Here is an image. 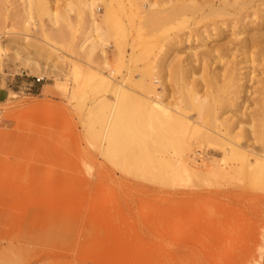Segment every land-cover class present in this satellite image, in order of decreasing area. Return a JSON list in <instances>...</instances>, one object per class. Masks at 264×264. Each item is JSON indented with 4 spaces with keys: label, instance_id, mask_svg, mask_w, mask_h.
<instances>
[{
    "label": "rangeland",
    "instance_id": "1",
    "mask_svg": "<svg viewBox=\"0 0 264 264\" xmlns=\"http://www.w3.org/2000/svg\"><path fill=\"white\" fill-rule=\"evenodd\" d=\"M46 1L49 11L56 12L52 9L59 7L63 13L69 2ZM72 1L69 17L73 25L69 19L68 24L64 21L50 23L46 16L40 20L35 12H31L33 21L27 20L20 0H0V264H264V189L255 186L248 163L234 164L233 158L222 167V156L206 154L189 161L166 154L163 157L167 160L163 162L168 163L163 164L160 161L163 158L157 159L151 152L154 147L151 141L148 159L141 155L136 142H122L126 147L119 144L116 149L105 141L112 99H109L110 92L104 91L98 83V78L138 93L142 75H135V71L140 69L136 73L143 74L144 79V73L148 69L151 72L154 66L157 70L153 68V71L158 76L152 71L153 78L145 75V81L153 79L155 88L162 92L163 79V84L170 81L172 87L177 86L178 81L173 76L176 64L173 63L181 61L185 66L186 62L181 59L186 58V53H199L206 47L198 48L199 44L191 40L185 42L183 37L179 39L183 45L174 47L171 41L165 44L163 36L176 31L165 21L164 26L171 24L170 31H166V25L164 34L161 27L159 42L153 45L160 44L161 48H151L150 41L142 37L141 40L134 35L136 29H132L139 23L140 13L135 16L136 9L141 12L140 3L143 5L144 1L128 0L131 6L132 2L134 4L132 8L129 4L122 8V12H126L124 18L121 6L114 2L115 8L119 7L117 13L113 9L117 15L112 12L108 13L111 20L107 17V23L113 18L116 21L115 26L112 23V31L110 29L114 39L109 37L110 41H104L108 32L103 35L106 39L93 36L104 39L98 40L99 48L95 45L97 49L93 53L91 47L89 49L92 37L84 41L90 35V18L86 15L84 24H78V3ZM135 2L139 5L137 8ZM95 3L97 7L99 3ZM101 4L98 9L94 8L98 21L108 16L103 13ZM84 11L87 14L88 11ZM128 13L131 14L129 19ZM112 15L120 18L122 24L119 20L118 25V18ZM131 29L133 32L129 34ZM182 30L178 32H186ZM237 31L223 34L219 44L232 49L230 43L236 44L243 38L232 36L237 35ZM261 31L264 33V28ZM146 40L151 45L144 44V51L142 43H147ZM257 50L254 48L252 52ZM139 51H148L149 55L140 57ZM235 54L229 60L242 58ZM130 55L132 60L135 58L134 62ZM124 57L126 61L122 60ZM138 57L142 65L151 62L153 66L148 65L143 72L142 67H146L139 65ZM154 57L160 60L154 61ZM173 58L178 60L173 62ZM162 65L167 66L171 76ZM161 73H165V77ZM257 74L252 75L255 80L261 78ZM168 75L170 80L167 81ZM35 79L42 81L36 83ZM94 86H98L97 91L101 93L96 92ZM98 99L104 101L100 100L102 105ZM132 106L130 112L136 118L140 109ZM228 111L226 116L230 115ZM137 125L129 126L127 134L130 130L129 134L136 136L140 130ZM181 132L178 131L177 136L181 137ZM180 140L183 145V139Z\"/></svg>",
    "mask_w": 264,
    "mask_h": 264
},
{
    "label": "bare ground",
    "instance_id": "2",
    "mask_svg": "<svg viewBox=\"0 0 264 264\" xmlns=\"http://www.w3.org/2000/svg\"><path fill=\"white\" fill-rule=\"evenodd\" d=\"M67 1H69L67 5L64 6L62 4L64 7H66V9L65 8L63 9L64 10L63 13L61 10L62 8L58 9L59 7L56 9L51 8L52 10H56V12H51V10L49 11L46 0H20V2H22V4L24 5L23 10L25 12H23V14L24 16L25 14L27 15V20H32L31 12L33 13L35 12L37 13V15H39L40 20L42 16H46L49 18L50 23L53 24L61 23V21H64L65 23L67 22L68 24V19L69 22L72 19V18L70 19L69 14L72 11L71 6H73V3H70V0ZM76 1L78 3L77 5L78 8L76 7L77 8L76 20L78 24H81L82 22H83L82 24H84L85 22L84 17L86 15H88L86 17L87 19L88 17L90 18L89 20L90 27L86 23V26L91 28L90 32L88 33V35L89 34L90 35L89 38L87 39H85L84 37L85 39L84 41H87L91 37L94 38L93 36L104 38L106 32L110 34V36H108V33H106L108 36V37L106 36L107 40H104L106 38L104 39L94 38L95 40L91 38L89 41L90 44L89 49L91 47L92 52L94 51V49H97L96 43H99L98 41L99 39L100 40L102 39L104 41H110L108 40L109 37L110 39H114L111 37L112 35L111 28L115 26V22H116L114 21L113 17L115 18L118 17L112 15L113 20L110 21V23L107 22H109L108 19H110L109 17H111L108 13L113 14L112 12H114L115 9H116L115 12L117 13V8L119 7L115 8L116 7L115 3L116 5L118 4V6H121L120 7L121 12H122V8L124 9V6H126V4H129V6H131L130 5L131 0L130 1L121 0L120 3H117L116 2L117 0H92V1L76 0ZM95 1H97L99 5L102 3L101 5L104 10L103 13L106 15L108 14V16L105 15L106 18L103 17L101 18L100 21H98L99 19L97 20L99 16L96 17L97 14L94 13V8L96 10V8L99 6L98 4L97 7L95 6L96 4ZM137 1L140 2L141 0H137ZM143 1H144L143 5L142 3H140L141 12H138L139 9L138 10L136 9L139 5L138 3L135 2V5L137 4L135 8L136 9L135 16H138V14L140 13L139 23L137 27H135L134 24L132 25L129 24L131 20L129 23H127L130 26H134L132 28L133 30L136 29V31H134V33L135 32L136 33L135 34L133 33L134 35L137 34V37L140 39L141 37L147 38L150 41L149 43L152 44V45L149 44L146 40L147 43H142L143 45L149 44V46L151 45L150 47L152 48V46L156 44L155 43L156 41L157 43L159 42L158 40L162 35L160 33L161 27L163 29L162 31H164L162 33L165 34L166 31L168 32L170 31L169 27H171L172 24L173 27L171 29L172 30L174 29V31L176 30L175 32H177V34L174 31L173 32L175 34L172 33V31L171 34H169L170 32L166 33V35L167 34L169 35L174 34V35L173 36L164 35L165 37L163 36L162 40L165 41V44L166 42L171 41V45L176 47L175 45L179 46V44L182 43L181 41L182 39L185 42L191 40L192 42L194 43L196 42L197 44H199L198 48L202 47L203 49V47L204 48L206 47V50L203 49V51L199 53H196V51H191L189 54L186 53L187 54V55L185 54L186 58L181 59L182 61L186 62V64L184 63L185 66L181 63V61L180 62L177 61L178 63L176 62L173 63L174 65L176 64L175 68H173L174 69L173 76L178 81L176 82L177 85L176 87H172L171 85L173 84H171L170 81H168L170 80V76H171V73H168L170 72V70L167 68L166 65L165 66L169 71L166 70V68L162 65V67L165 68V69L163 68V70H166V74L170 75V76L168 75L169 78L168 77L165 78V80L167 79V81L170 84L168 82L163 84V82H165L163 81L164 80L163 78L165 77L164 76L165 73L164 75L161 73L164 76L162 78L163 80H161L162 81L161 88L163 89L161 88L160 89L162 90V92H159V90L155 88V86L152 83L153 79L152 80L148 79V81L150 80L149 82H147V80L145 81L146 78L145 75L149 77L148 76L149 74L151 75L150 78H153L154 74L152 75V71L153 68L156 69L153 66V64H151V62H148L149 64H147V66L144 65L146 62L143 61H149L150 58L149 60L144 59L142 61L143 65L146 67L145 69L144 67H142L143 72L149 68L148 65L153 66L151 72H150L151 69L150 70L148 69L146 71L148 73L146 72H145L146 74L144 73V79H143V74H141L140 72L136 73L140 69L138 71H135V75L136 74H140L139 76L142 75L141 76L142 79L140 80L141 91L138 93L129 88L123 89L124 87L122 86H117V85L114 86V83L112 84V81H109L108 79L107 80L104 78L97 79V76L96 78L94 77L95 79L98 80V83L105 88L104 91L106 90L107 93L110 92L111 98L109 96V99H112L111 101H109V103L110 102L112 103L109 104L110 113L109 116L107 115L108 118L106 123L108 124V126L106 127L107 130L106 133L104 134L107 145H110V147L111 146L116 147L117 149V145L119 144L121 145L122 142H126V143L127 141H131L132 143L136 142L138 143L137 145L141 150L140 153L142 152L141 155H144L145 158L148 159L150 153L149 149L151 148L149 147L150 146L149 142L151 141L152 144L154 145L153 150L151 152H153L155 158L157 159L163 158L162 160L160 159V161L162 162L165 159L163 156H165L166 154L174 155V157L178 156L179 159L185 158V160L186 159L191 160L192 157H197L201 155L204 156L206 154H210L215 156H222L223 159L221 161V166L226 167L225 161H228L230 159L229 161L230 163L231 160L234 158V164L236 163L243 165L242 162H245L248 163V165H250L248 166L250 167V169L252 168L250 177H252L255 186L258 189H264V33H262L261 31L262 28H264L262 27L264 26V10H261V6H264V0H159V1L143 0ZM35 2L39 4V7L37 6V4H35ZM59 2H61V0ZM71 2L73 1L71 0ZM132 3L134 4V2ZM131 8L129 7V9ZM58 10H61L62 13L59 14ZM84 10L88 11L87 14L85 13ZM120 10L118 9V13L120 12ZM119 14L121 16V13ZM122 14L124 18V14L126 15V12H122ZM130 16L131 14L126 17H128L129 19ZM119 20L120 18H118V25L120 24ZM137 20L138 18L136 19V21ZM246 20H248V22L245 23L244 21ZM26 21H24V23ZM89 21L87 22L89 23ZM120 21L122 24V20ZM165 21L171 24L167 25L166 23L164 26ZM132 22L134 21L132 20ZM70 23L72 24V22ZM112 23L114 24V26H112ZM25 24H27V22ZM162 24L163 26H161ZM103 25H105L106 29L108 28L107 31L103 29L105 28ZM166 25L168 26V29L165 31V28L167 27ZM82 27H85V25ZM89 28L86 32L89 31ZM182 29L185 30L186 32L184 33H180V31L178 32V30H182ZM235 29L238 30L237 31L238 34L237 35L233 34L232 36L237 37L238 35H241L243 36V38L239 40L236 44L230 43V46L233 47L232 49H228L226 47H223L224 45H220L218 42L219 38L223 34L227 32H232ZM133 30L129 31V34H131L130 32H133ZM86 32H84L85 36H86ZM120 32L123 31L120 29ZM124 33H126V30L124 31ZM129 34L128 36H130ZM184 37L186 38V40L184 39ZM140 39L138 40L140 41ZM93 40L94 42H92ZM134 40H132V43ZM100 42H101L100 45H102L103 44L102 41ZM113 42L114 41H112V43ZM168 44L170 43L168 42ZM209 44L211 46H209ZM133 45H135V42ZM163 45L164 42L162 46ZM141 46L139 45L138 47L141 49ZM156 46H158L159 49L161 48L159 47L160 44L159 45L157 44ZM156 46L153 47L155 48ZM97 47L99 48V45ZM142 47H143L142 49L144 50L145 45ZM251 48L252 49L258 48V50L257 52H252ZM156 49L155 51L157 52L158 50ZM172 50L174 49L172 48L170 53H172ZM190 50H192V48H190ZM135 51L138 52V50ZM94 52L96 53V51ZM131 53L132 51L130 48V54ZM143 53L139 51L138 55L140 54L139 55L140 57L141 55H146V53L147 56L149 55L148 51ZM160 53L161 56L164 54L162 50L160 51ZM160 53L158 54L156 53L157 56ZM235 53H238V56H242V58L238 61L229 60L230 57L236 56ZM144 57L146 58V56ZM170 57L171 56H169V58ZM173 57L175 58L176 56ZM177 57H179V55H177ZM174 58L172 59L173 62L178 60V59L174 60ZM153 59L154 61L158 59L160 60L159 57L157 59H155L154 57ZM122 60H125V57L124 59L122 58ZM133 60L135 61V58H133ZM133 60L131 58V62H134ZM138 61L139 63H141L140 58ZM213 64L217 65L216 68H214L215 66H213L214 69L212 68ZM103 65H105V61ZM139 65H142V63ZM154 65L157 64H155L154 62ZM136 67L139 68L138 65ZM258 67H260V69H258ZM135 70L137 69L135 68ZM128 71H130L131 74L134 73V71L132 72V70H128ZM153 73L155 72L153 71ZM255 73L258 76H261V78L255 80V76H252ZM155 74L157 75L158 73ZM157 76H154V78ZM98 83H94V84L98 85ZM249 83H251V85H249ZM83 87L85 89V85ZM96 87L94 86L93 88L94 89L96 88V92L99 93L100 91L99 90L97 91V89L99 88L98 86ZM102 99L104 100L105 98L103 97ZM106 99L105 101H107ZM98 100H99L98 102H100L101 99ZM96 101L97 100H95L94 102ZM100 104L102 105L101 102ZM131 105H136L140 109V112L138 116H136V118L134 115H131L130 110L133 109V106L131 108ZM96 106L97 105H95V110H96ZM92 109L94 111L93 107ZM228 109L230 110V115L226 116L229 112ZM243 109L245 111H243ZM97 117L99 118L98 113H97ZM101 119L103 118L100 117V120ZM133 123L134 125L135 123H138L139 125L138 128H140L139 133L136 136L135 133L129 134L130 130L128 131L127 134V129H129V126H133ZM180 129H182V132L180 131ZM178 131L182 133L181 137L177 136ZM133 136L135 137V139H133L134 138ZM180 139H183L184 142V144L182 143L183 145H181ZM124 144L125 143L122 144V147H124L123 146ZM179 145L183 147H180ZM118 150H120V147H118ZM150 157L153 158V156L151 155ZM165 162L168 163L167 161ZM165 162H163V164ZM184 165L188 169H190L187 162ZM167 166L169 167L168 164ZM258 196L259 195L255 194V197H257V199H259ZM261 201L262 199L259 200L258 203L260 204Z\"/></svg>",
    "mask_w": 264,
    "mask_h": 264
},
{
    "label": "built area",
    "instance_id": "3",
    "mask_svg": "<svg viewBox=\"0 0 264 264\" xmlns=\"http://www.w3.org/2000/svg\"><path fill=\"white\" fill-rule=\"evenodd\" d=\"M42 81V79H35V82L36 83H39V82H41Z\"/></svg>",
    "mask_w": 264,
    "mask_h": 264
}]
</instances>
